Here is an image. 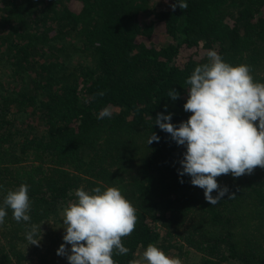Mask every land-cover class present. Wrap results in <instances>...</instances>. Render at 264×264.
Wrapping results in <instances>:
<instances>
[{"label":"trees","instance_id":"16d2710c","mask_svg":"<svg viewBox=\"0 0 264 264\" xmlns=\"http://www.w3.org/2000/svg\"><path fill=\"white\" fill-rule=\"evenodd\" d=\"M173 2L0 0V203L21 183L31 201L28 222L6 209L0 264H50L63 243L53 224L77 188L96 186L117 187L135 209L115 264L139 262L149 244L181 264L192 253L197 264H264V168L216 177L228 191L210 205L178 177L183 145L154 123L191 114L185 80L209 49L264 84V0ZM152 132L160 139L147 144ZM32 224L36 245L25 239Z\"/></svg>","mask_w":264,"mask_h":264},{"label":"clouds","instance_id":"9594fccd","mask_svg":"<svg viewBox=\"0 0 264 264\" xmlns=\"http://www.w3.org/2000/svg\"><path fill=\"white\" fill-rule=\"evenodd\" d=\"M170 6L188 7L186 0H174ZM205 55L207 61L196 65L185 80L189 87L182 107L191 114L174 125L170 122L172 113L159 112L154 123L185 149L178 177L187 174L190 183L202 188L204 199L214 205L228 191L226 186L218 187L216 177H239L257 166L264 168V84L253 81L246 64H230L214 49ZM167 96L175 100L178 93L171 88ZM110 115L104 109L98 118ZM159 139L152 132L147 144ZM213 190L216 195H212ZM74 196L75 202L64 209L65 230L57 255H66L69 264H115L114 250L120 255L128 252L121 238L134 229V207L113 186H96L90 191L77 188ZM30 204L28 185L21 183L8 190L0 203V224L6 209H11L15 221L28 222ZM38 227L40 224H32L25 232L28 244L36 245L42 238ZM66 244L70 248L66 249ZM141 260L144 264H181L179 258L166 255L153 244L146 246Z\"/></svg>","mask_w":264,"mask_h":264},{"label":"rangeland","instance_id":"374dc122","mask_svg":"<svg viewBox=\"0 0 264 264\" xmlns=\"http://www.w3.org/2000/svg\"><path fill=\"white\" fill-rule=\"evenodd\" d=\"M156 33H157L156 36H158V33H160V31L157 29ZM0 76H1L0 81L2 82L1 84L5 87L6 82H8L6 71H3L0 69ZM53 228H54V231H52V233L54 234V236H57L60 239V241H62V236L64 234L65 229L61 221L59 222L57 221L56 224H53ZM68 248H70V246L66 245V249ZM197 256L198 255L192 253V255L183 264H197V259H196ZM55 259L57 260L56 262H55ZM48 262L50 264H69L66 257L63 258L61 255H57V254H54L53 256L51 255L49 257ZM139 263L144 264V262L141 260V255L139 256Z\"/></svg>","mask_w":264,"mask_h":264}]
</instances>
